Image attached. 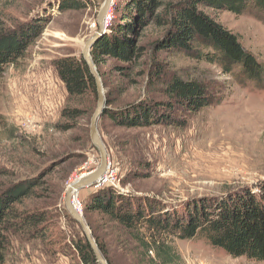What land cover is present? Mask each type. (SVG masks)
Segmentation results:
<instances>
[{"label":"rangeland","instance_id":"1","mask_svg":"<svg viewBox=\"0 0 264 264\" xmlns=\"http://www.w3.org/2000/svg\"><path fill=\"white\" fill-rule=\"evenodd\" d=\"M59 1L0 0V32L12 34L45 23L23 56L6 65L0 75V198L21 189L24 196L14 207L43 211L48 230L45 242L9 234L4 264H79L69 245L82 230L66 208V190L100 164L89 135L92 114L88 116V109L81 118L60 116L62 109L74 104L53 60L81 54L84 42L97 29L103 0H80L83 8L66 11L58 9ZM115 1L109 8L110 21L116 18ZM117 1H121V16L129 2ZM202 9L236 34L264 66V15L253 7L241 15ZM164 31L151 24L141 32L138 39L146 48L136 63L125 64L119 71L116 67L124 64L109 59L98 67L105 103L116 108L166 99L163 84L179 77L205 82L220 104L196 115L177 114L183 127L125 128L106 117L98 119L112 180L97 178L74 193L82 208L79 213L106 245L112 264L157 262L152 252L142 251L122 228L84 208L91 192L111 188L130 198H147L160 214L186 217L195 201L225 198L245 188L254 192L264 178V81L238 83L217 65L176 51L151 49L149 44ZM172 245L182 264H264V260L232 257L203 240L173 239Z\"/></svg>","mask_w":264,"mask_h":264},{"label":"trees","instance_id":"2","mask_svg":"<svg viewBox=\"0 0 264 264\" xmlns=\"http://www.w3.org/2000/svg\"><path fill=\"white\" fill-rule=\"evenodd\" d=\"M119 15L121 1H115L113 15L103 34L92 44L90 53L97 71L106 60L134 64L145 54L140 44L141 32L151 24L163 28L164 34L155 39L151 49L176 51L198 61L217 65L236 82L264 81V66L246 50L232 31L224 28L202 8L229 11L235 15L253 7L264 15V0H128ZM80 0H61L60 11L81 9ZM45 23H37L10 34L0 32V75L6 65L14 64L42 32ZM148 45V46H149ZM53 67L64 83L72 107L61 111V118L77 119L88 109V116L96 106L97 91L93 75L81 55L55 58ZM154 75L158 76V73ZM166 99L145 104L127 103L110 108L106 102L99 119L106 117L113 124L125 128H146L156 125L183 127L180 115H196L205 108L220 104L209 93V85L193 79L172 77L163 84ZM88 131V127L86 129ZM28 187H25L26 191ZM24 196L21 189L9 191L0 198V264L5 262L9 234H20L27 240L45 242L48 227L43 211H26L14 207ZM85 209L104 215L109 222L122 228L145 253L152 252L156 264H182L181 256L172 245L173 239L203 240L212 248H222L232 257L264 260V178L252 192L247 188L228 194L225 198H203L195 201L186 217L160 214L147 198H130L111 188L95 190L85 199ZM98 249L107 261L106 245L91 232ZM71 253L79 264H99L82 233L71 240Z\"/></svg>","mask_w":264,"mask_h":264},{"label":"water","instance_id":"3","mask_svg":"<svg viewBox=\"0 0 264 264\" xmlns=\"http://www.w3.org/2000/svg\"><path fill=\"white\" fill-rule=\"evenodd\" d=\"M113 0H103L101 7L97 14V29L94 33L84 42L82 49H81V56L86 62L90 73L93 75L95 84H96V91H97V103L95 109L90 117V124H89V135L91 142L93 145L98 149L100 154V164L89 174L85 177L75 179L67 188L66 195H65V205L73 219L78 223L80 226L82 233L86 237L87 241L89 242L94 255L99 264H107V261L102 256L98 246L91 235V231L87 224L85 223L82 214L78 213L72 204V196L73 193L76 192L81 187H84L88 184L94 182L105 170L107 165V153L106 149L102 143L100 135L98 133L97 123L99 116L102 112V109L105 107V99L103 96V88L102 82L100 79V75L97 71V67L94 64L90 49L92 44L103 34L105 29L108 26V22L106 21V16L109 11L110 6L112 5Z\"/></svg>","mask_w":264,"mask_h":264},{"label":"built area","instance_id":"4","mask_svg":"<svg viewBox=\"0 0 264 264\" xmlns=\"http://www.w3.org/2000/svg\"><path fill=\"white\" fill-rule=\"evenodd\" d=\"M109 12V11H108ZM110 20H111V16L107 13V16H106V21L109 23L110 22ZM107 165H108V161H107ZM106 165V169L104 170L105 171V173H103V174H101L99 177H98V179H100L101 181H107L108 180V178H109V180L111 181L112 180V173L110 174V173H108V166ZM72 204H73V207L75 208V210L78 212H81V205H80V203H79V201H78V198H77V196H76V194H73V196H72Z\"/></svg>","mask_w":264,"mask_h":264},{"label":"bare ground","instance_id":"5","mask_svg":"<svg viewBox=\"0 0 264 264\" xmlns=\"http://www.w3.org/2000/svg\"><path fill=\"white\" fill-rule=\"evenodd\" d=\"M103 173H105V171H103L102 174H103ZM85 176H87V175H83V176H81V177H79V178H82V177H85ZM73 194H75V193H73ZM78 213H79V211H78Z\"/></svg>","mask_w":264,"mask_h":264}]
</instances>
